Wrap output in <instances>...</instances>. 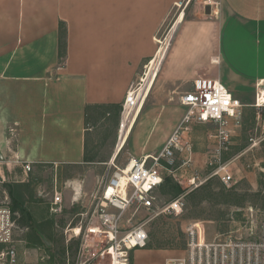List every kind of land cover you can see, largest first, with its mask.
Listing matches in <instances>:
<instances>
[{"label":"crops","instance_id":"crops-1","mask_svg":"<svg viewBox=\"0 0 264 264\" xmlns=\"http://www.w3.org/2000/svg\"><path fill=\"white\" fill-rule=\"evenodd\" d=\"M216 1L207 14L206 0H0V169L21 170L23 184L40 166L92 164L96 127L119 117L178 6L183 18L125 140L129 160L160 152L197 77L218 80L242 108H255L248 95L264 80V0Z\"/></svg>","mask_w":264,"mask_h":264},{"label":"rangeland","instance_id":"rangeland-1","mask_svg":"<svg viewBox=\"0 0 264 264\" xmlns=\"http://www.w3.org/2000/svg\"><path fill=\"white\" fill-rule=\"evenodd\" d=\"M183 7L174 10L168 25L162 27L156 39L163 41L169 36ZM232 95L236 99L240 97ZM254 96L248 95L253 102ZM108 119L96 127L90 152L94 159L92 164L56 169L40 166L28 173L23 184L17 183L23 176L21 170L7 175L0 192V205L12 212L14 244L21 262L75 264L81 248L98 250L105 244L103 238L89 236L86 239L85 229L89 223L96 224L92 215L115 167L125 169L130 162L127 146L115 161H110L118 140L120 114L118 118ZM186 126L191 129L185 132L183 140L203 156L193 157L190 165L183 166V156L175 154L174 177L162 170L164 178L154 194L153 209L136 211L131 207L125 212L120 222L122 231L143 225L148 234L145 248L130 253V264H164L166 259L182 256L186 250L185 229L191 223L203 226L207 241L254 240L259 236L264 220V106L241 108L230 124L229 144L221 152V162L233 178L229 185L212 176L208 167L217 146L216 139L209 138V135L214 137L215 127L200 126L195 121ZM193 175L203 184L189 191L187 180ZM165 180L179 185L181 192L176 197L163 194L169 190ZM56 193L61 197L59 211H54ZM180 196L184 204L180 214L161 212L165 204ZM75 229H78L77 234ZM86 259L89 254L84 251L80 260Z\"/></svg>","mask_w":264,"mask_h":264},{"label":"built area","instance_id":"built-area-1","mask_svg":"<svg viewBox=\"0 0 264 264\" xmlns=\"http://www.w3.org/2000/svg\"><path fill=\"white\" fill-rule=\"evenodd\" d=\"M206 6L214 11L219 3L206 0ZM217 12V11H216ZM215 12V13H216ZM144 82L133 83L128 89L121 105L120 120L126 112L137 110L145 100L142 96ZM180 104L187 108L178 128L164 143L156 156L129 162L130 169L115 167L111 178L104 184L92 219L96 224L89 223L85 229L86 239L89 236L103 238L102 248L93 247L80 249L79 259L75 264H130V253L145 248L148 234L143 225L129 230H121L120 222L125 212L133 207L136 211H151L155 205V192L163 182V172L175 174V154L183 156V166L190 165L193 160L192 146L183 140L186 126L192 121L197 123H213L215 125L216 149L208 162L212 176L219 177L224 185L233 182L226 166L221 162V152L229 144L230 124L236 120L242 108L240 101L233 97L228 89L218 80L197 77L192 82V89L180 96ZM255 108L264 106V80L255 88ZM164 162V164L162 163ZM24 173L31 171L30 164H21ZM127 169V167H126ZM123 179V182L120 179ZM7 182V174L0 169V192ZM189 191L199 188L203 181L198 176H190L187 180ZM183 196L164 205L162 213L178 215L182 212ZM54 211L60 210L61 197L56 193ZM186 250L177 258H169L164 264H264V220L261 222L259 236L254 240H213L205 239V230L200 223H191L185 229ZM14 241V221L10 208L0 205V264H29L21 262ZM84 251L89 259L80 260Z\"/></svg>","mask_w":264,"mask_h":264},{"label":"bare ground","instance_id":"bare-ground-1","mask_svg":"<svg viewBox=\"0 0 264 264\" xmlns=\"http://www.w3.org/2000/svg\"><path fill=\"white\" fill-rule=\"evenodd\" d=\"M183 18V14L180 15L176 22L174 23V25L172 26L171 30H170V34L168 37H166V39L164 40L163 44L161 45L159 52L157 54V57L151 61V64L148 66L147 71L145 72V74L141 77L142 78V82H144V86L142 87V96L143 97H147L149 90H150V86L152 83V80L156 74V71L160 65V63L162 62V58L167 50L168 44H169V40L172 37V33L173 31L176 29L177 24L182 20ZM141 106V105H140ZM138 107L137 110H133L132 112H126L123 114L122 119L120 120L119 123V127H118V140H117V144L116 147L114 149V152L111 156V161H114L117 154L123 149L124 145H125V140L136 120V117L138 116L141 107ZM130 169V166H127V169H123V171H128ZM121 182H123V179H120ZM76 234L78 233V229H75L74 231Z\"/></svg>","mask_w":264,"mask_h":264},{"label":"trees","instance_id":"trees-1","mask_svg":"<svg viewBox=\"0 0 264 264\" xmlns=\"http://www.w3.org/2000/svg\"><path fill=\"white\" fill-rule=\"evenodd\" d=\"M60 35H61V47L64 48V28L63 26L61 27V30H60ZM165 182L168 184V191H163V194L164 195H171L172 198L176 197L180 192H181V189L179 187L178 184H176L175 182H173L172 180H165Z\"/></svg>","mask_w":264,"mask_h":264},{"label":"water","instance_id":"water-1","mask_svg":"<svg viewBox=\"0 0 264 264\" xmlns=\"http://www.w3.org/2000/svg\"><path fill=\"white\" fill-rule=\"evenodd\" d=\"M205 12H206L207 14H209V13H210V8H209V7H206Z\"/></svg>","mask_w":264,"mask_h":264}]
</instances>
